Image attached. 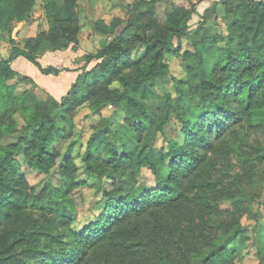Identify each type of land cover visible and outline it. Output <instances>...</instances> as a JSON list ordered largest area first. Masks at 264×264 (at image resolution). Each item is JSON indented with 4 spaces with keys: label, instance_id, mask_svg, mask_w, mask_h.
Returning <instances> with one entry per match:
<instances>
[{
    "label": "trees",
    "instance_id": "1",
    "mask_svg": "<svg viewBox=\"0 0 264 264\" xmlns=\"http://www.w3.org/2000/svg\"><path fill=\"white\" fill-rule=\"evenodd\" d=\"M167 1L139 0L117 32L99 23L98 30L111 33V40L97 54L79 58L98 62L79 70L54 114L37 112L25 121L29 139L18 136L15 143L0 145V264H228L238 258L228 247L246 238L244 227L221 218L222 209L209 194L217 182L208 177V160L209 154H237L231 143L237 128L264 129V0H234L226 33L211 35L192 33L193 3L169 4L163 23L152 20L156 5ZM44 2L52 27L37 35L33 48L45 40L54 49L73 43L81 28L76 0ZM34 4L0 0V29L28 18ZM183 38H191L192 50L181 53L191 73L179 82L182 87L177 83L175 101L164 96L165 117L157 123L144 104L151 93L148 85L165 71L166 54L179 55ZM140 48L144 50L136 56ZM18 52L45 75L46 83L62 78L60 70L42 67L34 54ZM10 59H0V138L17 128L12 116L25 95L8 83L20 74ZM87 102L93 112L124 103L134 142L103 130L93 133L77 154L79 167L67 147L60 168L63 187L54 196L47 184L34 193L17 156L48 174L61 156L56 144L71 137L74 111ZM149 131L151 140L158 132L161 136L153 154L150 141L142 142ZM142 168L150 171L153 184L137 186ZM78 169L94 175L100 188L110 182L93 204L92 220L80 227L74 225L78 214L67 198L79 183L74 176ZM28 209L39 210V216ZM259 238L264 250V226Z\"/></svg>",
    "mask_w": 264,
    "mask_h": 264
},
{
    "label": "rangeland",
    "instance_id": "2",
    "mask_svg": "<svg viewBox=\"0 0 264 264\" xmlns=\"http://www.w3.org/2000/svg\"><path fill=\"white\" fill-rule=\"evenodd\" d=\"M76 2L81 28L75 41L68 43L65 47L54 49V45L45 40L39 45V49L33 48L34 44L32 43L35 42L37 35L41 32H48L52 27L44 0H35L33 9L25 20H13L7 25L5 31L0 29V59H10L11 56H14L13 59H10V65L20 73L15 74L8 83L17 85V94L20 93L21 95V92L25 91L24 99L22 95V100L16 104L19 108H16V112L12 116L17 128L13 130L14 132L3 135L0 138V145L13 144L18 136L29 139L30 131L25 129L24 124L25 121L35 117L37 112L48 115L56 112V106L75 80V75L84 68L89 70L98 62L94 59L86 64L79 58L86 54H97L112 38L111 33H103L98 30L99 23H104L110 30L116 32L124 29L130 19L129 15L133 13L131 8L134 4L139 3V0H76ZM233 2L234 0H203L200 2L197 0H189L188 2L168 0L156 5L157 9L152 20L156 21L157 19L159 24L163 23L169 4L176 3L188 7L193 3L195 9L188 20V24L192 26V29L194 28L192 33L211 35V33L216 32L225 34L231 19L228 9ZM134 12L137 14L136 11ZM137 18L146 20L143 15H137ZM200 22H203L202 27L197 30V25ZM186 49L192 50L191 38L182 39L179 55L166 54L167 66L165 71L148 85L151 93L144 100V104L157 123L165 117L162 106L164 96L169 95L170 99L175 101L177 83L183 84L185 76L191 73L181 57L182 51ZM19 50H27L34 54L37 62L44 68L53 65L60 70L59 75L62 78L60 77L59 80L52 79L53 82L50 80L46 83L45 75L40 74L32 64L26 61L19 54ZM143 50L140 48L136 56L142 54ZM135 58L138 59L139 57ZM17 60L20 61L16 62ZM14 61L16 63L13 64ZM63 69H68V71H61ZM24 75L29 77L27 76L25 80L20 79ZM59 75L54 76L58 77ZM181 84L179 83L180 87H182ZM158 102H161L160 105L157 104ZM24 108H28L29 111H25ZM127 113L124 103L106 105L98 112L92 111L89 102L78 107L72 116V135L69 139L56 144L61 156L56 159L48 174L28 167L22 155L17 156L22 171L31 186L30 189L34 193H38L47 184L49 185V193L54 196L66 181L60 168L67 147H71V158H74L73 162L76 167H79V155L84 151V146L89 137L97 131L102 132L103 130L112 138L116 136L126 142H134L132 128L126 121ZM170 121L173 127L178 126L174 117ZM172 132L173 130L169 128L168 133ZM153 134L152 131H149L142 137V142L150 141L149 147L152 154L159 148L161 141L159 132L151 140ZM231 143L237 150V154L215 156L209 154L208 162H211V165L207 171L208 177L217 182L209 194L213 196L215 202L217 201L219 212L222 209L221 218L223 220H229L234 226L241 225L244 227L246 238L238 239L228 247L230 251H236L239 254H237L238 258L231 263L264 264V250L261 247L263 241L259 238L264 226V129L237 128ZM74 176L76 182L79 183L72 189L67 198L71 207L78 214L77 223L74 225L80 227L83 226V222L92 220L93 204L101 199L103 187L104 189L110 188V182L105 181L100 188V185H97L96 177L89 175L84 169H78ZM136 180L138 187L143 184H153L152 175L145 168L141 169ZM225 210L227 211L224 212ZM28 211L39 216V210L28 209ZM204 220H207V217H204ZM209 224L212 223L209 222ZM207 226L210 225L207 223ZM214 228L215 225L211 226V231Z\"/></svg>",
    "mask_w": 264,
    "mask_h": 264
},
{
    "label": "crops",
    "instance_id": "3",
    "mask_svg": "<svg viewBox=\"0 0 264 264\" xmlns=\"http://www.w3.org/2000/svg\"><path fill=\"white\" fill-rule=\"evenodd\" d=\"M19 61H20V60H17L16 62H19ZM16 62L14 61L13 64L16 63ZM52 66H53V65H52ZM71 77H72V76H71ZM73 77H74V76H73ZM73 77H72V78H73ZM75 77H76V75H75ZM75 77H74V78H75ZM72 80H73V79H72Z\"/></svg>",
    "mask_w": 264,
    "mask_h": 264
},
{
    "label": "water",
    "instance_id": "4",
    "mask_svg": "<svg viewBox=\"0 0 264 264\" xmlns=\"http://www.w3.org/2000/svg\"><path fill=\"white\" fill-rule=\"evenodd\" d=\"M31 64V63H30Z\"/></svg>",
    "mask_w": 264,
    "mask_h": 264
}]
</instances>
